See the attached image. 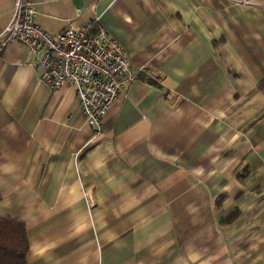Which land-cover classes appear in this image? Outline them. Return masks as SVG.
<instances>
[{
  "label": "crops",
  "instance_id": "0c3cea01",
  "mask_svg": "<svg viewBox=\"0 0 264 264\" xmlns=\"http://www.w3.org/2000/svg\"><path fill=\"white\" fill-rule=\"evenodd\" d=\"M29 1L50 32L94 20L134 77L93 134L2 43L0 0V215L28 264H264V0Z\"/></svg>",
  "mask_w": 264,
  "mask_h": 264
},
{
  "label": "built area",
  "instance_id": "2783aa9c",
  "mask_svg": "<svg viewBox=\"0 0 264 264\" xmlns=\"http://www.w3.org/2000/svg\"><path fill=\"white\" fill-rule=\"evenodd\" d=\"M93 23L89 19L77 27L68 22L50 32L35 21L29 0H14L2 43L12 40L27 47L40 79L50 89L73 85L85 120L97 134L103 115L134 72L121 42Z\"/></svg>",
  "mask_w": 264,
  "mask_h": 264
},
{
  "label": "trees",
  "instance_id": "16d2710c",
  "mask_svg": "<svg viewBox=\"0 0 264 264\" xmlns=\"http://www.w3.org/2000/svg\"><path fill=\"white\" fill-rule=\"evenodd\" d=\"M237 214L233 209L224 216L230 221ZM28 238L24 222L11 216L0 215V264H28L26 251Z\"/></svg>",
  "mask_w": 264,
  "mask_h": 264
}]
</instances>
